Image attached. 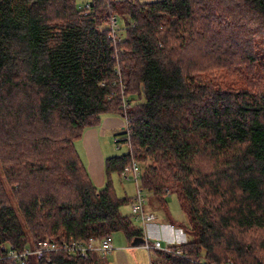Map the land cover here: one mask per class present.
<instances>
[{
	"label": "trees",
	"instance_id": "16d2710c",
	"mask_svg": "<svg viewBox=\"0 0 264 264\" xmlns=\"http://www.w3.org/2000/svg\"><path fill=\"white\" fill-rule=\"evenodd\" d=\"M108 114L129 120L130 153L98 189L76 142ZM133 162L188 216L167 264H264V0H0V251L143 239L113 184Z\"/></svg>",
	"mask_w": 264,
	"mask_h": 264
},
{
	"label": "built area",
	"instance_id": "2783aa9c",
	"mask_svg": "<svg viewBox=\"0 0 264 264\" xmlns=\"http://www.w3.org/2000/svg\"><path fill=\"white\" fill-rule=\"evenodd\" d=\"M86 13L91 11V6L82 9ZM120 29L119 20L116 16L112 17L110 20V30L111 37H117V33ZM124 109L129 107L128 100L123 98ZM125 133L127 135L123 138L116 137V145L122 144L123 141L126 145L130 146L129 139L131 136L129 120H126ZM142 170L140 164L133 162L132 170L127 171L122 175L124 180L134 181L137 187V195L131 202V213L132 218L139 222L144 228V243L142 246L146 247L149 251H162L170 253L171 250L168 248H163L162 243L157 241L155 243H150L148 241V236L146 235V227L151 223L156 221V216L146 210L147 200L144 196V189L141 184ZM114 250L113 247V236L109 235L103 239L90 238L87 241L80 242H64L59 243L55 240L44 239L38 241L33 246H26L23 250H17L11 245H3L0 251V263L4 261L11 262L13 264H36L38 261L48 260L52 256L67 255L76 256L84 260H88L92 254H99L102 258H106L107 255L111 254ZM155 264V263H151Z\"/></svg>",
	"mask_w": 264,
	"mask_h": 264
},
{
	"label": "rangeland",
	"instance_id": "374dc122",
	"mask_svg": "<svg viewBox=\"0 0 264 264\" xmlns=\"http://www.w3.org/2000/svg\"><path fill=\"white\" fill-rule=\"evenodd\" d=\"M76 5L79 9H85L87 6H91L93 0H75ZM118 1V0H113ZM142 3H150L160 0H140ZM120 24L124 25L122 20H120ZM140 101L136 102L139 103ZM109 150L112 153L113 157H122L123 155H127L130 153V147L125 144H120L119 146L115 143V138L112 143L109 144ZM141 166V165H140ZM142 167V166H141ZM142 170V168H141ZM113 184L116 189V193L119 198H130L134 199L137 195V187L134 181H122L120 175H113ZM170 194V193H169ZM144 196L147 200L146 210L152 211L156 216V221L151 223L154 228H152V233L155 237L151 236L149 231L148 241L150 243H155L159 241L162 243L163 248L165 249L168 245H179L182 243H187L193 241V237L185 233L182 229L177 228L173 224L177 223L179 225H187L188 216L183 211L181 203L178 197L173 195H168L165 201L158 200L156 197L152 196L150 193L144 190ZM121 213L125 216L132 218L131 213V203L124 205L121 207ZM134 226L140 229L145 228L133 219ZM149 226V225H148ZM147 226V227H148ZM146 227V230H147ZM149 230V229H148ZM32 241V240H31ZM113 243L115 245L116 250L126 249L129 250V246H131V242L123 233H114L113 234ZM118 246L120 248H118ZM132 249V248H131ZM151 251L146 249V247L142 246L137 249L135 255L131 256L132 264H150L151 263ZM111 264H114V261L109 260Z\"/></svg>",
	"mask_w": 264,
	"mask_h": 264
},
{
	"label": "crops",
	"instance_id": "0c3cea01",
	"mask_svg": "<svg viewBox=\"0 0 264 264\" xmlns=\"http://www.w3.org/2000/svg\"><path fill=\"white\" fill-rule=\"evenodd\" d=\"M125 125L126 121L121 115H104L101 117V121L97 126L87 128L83 137L76 142V148L80 154V157L92 179L93 184L98 189H102L106 185L105 163L108 159L113 158V155L109 150V144L113 142L114 138L125 131ZM121 180L130 181L124 180L123 177H121ZM148 212L153 213L152 211ZM152 228H154L153 225H149L147 227L146 235L148 236L150 231L151 236L155 237V235L152 233ZM131 243V246H129V250L131 251L128 252L126 249H123V251L116 250V247L113 243L114 250L111 254L107 255L105 258L106 262L111 264L109 262L111 258V260L114 261V264H132L130 255H135L137 249L142 246L133 247V242ZM170 246L173 245H168V247ZM118 248L120 247L118 246ZM159 252L160 251H151V263L167 264L164 256Z\"/></svg>",
	"mask_w": 264,
	"mask_h": 264
},
{
	"label": "water",
	"instance_id": "95a60500",
	"mask_svg": "<svg viewBox=\"0 0 264 264\" xmlns=\"http://www.w3.org/2000/svg\"><path fill=\"white\" fill-rule=\"evenodd\" d=\"M144 243V240L141 238L139 239H136L134 242H133V247H140L142 246V244Z\"/></svg>",
	"mask_w": 264,
	"mask_h": 264
}]
</instances>
